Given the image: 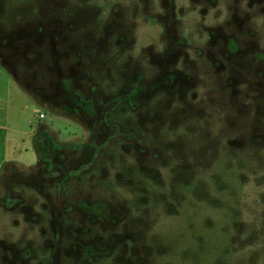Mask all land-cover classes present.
<instances>
[{
    "label": "rangeland",
    "instance_id": "1",
    "mask_svg": "<svg viewBox=\"0 0 264 264\" xmlns=\"http://www.w3.org/2000/svg\"><path fill=\"white\" fill-rule=\"evenodd\" d=\"M79 2L0 0V264H264V0Z\"/></svg>",
    "mask_w": 264,
    "mask_h": 264
},
{
    "label": "flooded vegetation",
    "instance_id": "2",
    "mask_svg": "<svg viewBox=\"0 0 264 264\" xmlns=\"http://www.w3.org/2000/svg\"><path fill=\"white\" fill-rule=\"evenodd\" d=\"M79 4L81 3H90V0H79ZM91 2H97V0H91ZM75 17V16H74ZM73 18V17H72ZM73 22H74V18H73ZM73 36L75 37L76 36V31L73 30ZM74 37L72 38V40H74ZM82 48V47H81ZM171 80H174V79H171ZM169 83H170V80L168 79L167 80ZM138 89H134L132 90L131 92H129L128 95L126 96H123L120 101H127L129 103V101L132 103L135 102V99L137 98V91ZM72 101L73 103H75L78 108H80L81 110L85 111L84 113L85 114H93L95 112L94 110V107H95V104L91 101V100H87L83 97H78V100L75 99V96L72 98ZM165 104V103H164ZM163 104V106H164ZM132 107H134V105L132 104ZM122 109L124 111H126L127 109V105H123L122 106ZM123 111V112H124ZM96 113V112H95ZM41 136H44L45 140L43 142V148L45 149V151L47 152V154H55V152L59 149H61L58 145H56L48 135H41ZM51 159L49 157H47L46 155H42L40 154V156L37 154V163L38 164H49V167H51Z\"/></svg>",
    "mask_w": 264,
    "mask_h": 264
},
{
    "label": "crops",
    "instance_id": "3",
    "mask_svg": "<svg viewBox=\"0 0 264 264\" xmlns=\"http://www.w3.org/2000/svg\"><path fill=\"white\" fill-rule=\"evenodd\" d=\"M0 128H2V127H0ZM3 129H4V128H3ZM5 155L7 156V149H6V153H5V150H4V156H5ZM7 158H8V157H7ZM7 160H8V159H4L3 162H5V161H7ZM36 160H37V155H36ZM8 161H10V160H8ZM3 162H2V163H3ZM36 162H37V161H36Z\"/></svg>",
    "mask_w": 264,
    "mask_h": 264
},
{
    "label": "built area",
    "instance_id": "4",
    "mask_svg": "<svg viewBox=\"0 0 264 264\" xmlns=\"http://www.w3.org/2000/svg\"><path fill=\"white\" fill-rule=\"evenodd\" d=\"M41 118H44V115H41Z\"/></svg>",
    "mask_w": 264,
    "mask_h": 264
}]
</instances>
